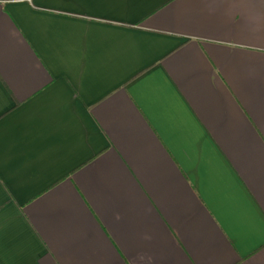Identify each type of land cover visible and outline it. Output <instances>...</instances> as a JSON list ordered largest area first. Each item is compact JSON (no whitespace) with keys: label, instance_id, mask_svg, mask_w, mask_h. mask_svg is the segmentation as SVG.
Instances as JSON below:
<instances>
[{"label":"crops","instance_id":"1","mask_svg":"<svg viewBox=\"0 0 264 264\" xmlns=\"http://www.w3.org/2000/svg\"><path fill=\"white\" fill-rule=\"evenodd\" d=\"M0 264H264V0H0Z\"/></svg>","mask_w":264,"mask_h":264}]
</instances>
